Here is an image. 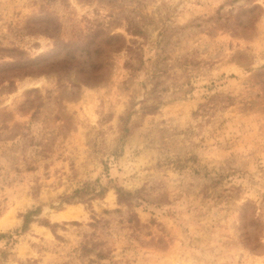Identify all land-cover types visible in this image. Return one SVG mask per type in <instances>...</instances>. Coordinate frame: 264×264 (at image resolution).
<instances>
[{
  "label": "rangeland",
  "instance_id": "1",
  "mask_svg": "<svg viewBox=\"0 0 264 264\" xmlns=\"http://www.w3.org/2000/svg\"><path fill=\"white\" fill-rule=\"evenodd\" d=\"M1 233L0 264H264V0H0Z\"/></svg>",
  "mask_w": 264,
  "mask_h": 264
},
{
  "label": "trees",
  "instance_id": "2",
  "mask_svg": "<svg viewBox=\"0 0 264 264\" xmlns=\"http://www.w3.org/2000/svg\"><path fill=\"white\" fill-rule=\"evenodd\" d=\"M31 214H32V211L28 212L27 214L24 215V226H23L24 228H26L29 225V223L31 221L30 220ZM3 236H4V234L1 233L0 237H3Z\"/></svg>",
  "mask_w": 264,
  "mask_h": 264
}]
</instances>
